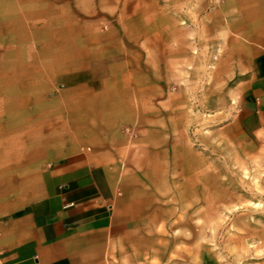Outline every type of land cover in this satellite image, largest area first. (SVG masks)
<instances>
[{
  "label": "rangeland",
  "instance_id": "1",
  "mask_svg": "<svg viewBox=\"0 0 264 264\" xmlns=\"http://www.w3.org/2000/svg\"><path fill=\"white\" fill-rule=\"evenodd\" d=\"M257 4L33 0V7L44 5L45 13L47 5L54 7L57 28L54 34H25V47L33 50L25 48L23 54L43 61L47 51L41 47L52 40L55 64L25 66L18 81L15 67H10L8 88L18 83L24 91L38 90L40 97L24 98L18 130L25 135L17 152L8 154L0 145V215L26 202L33 177L47 159L65 144L85 139L80 127L116 125L134 138L129 150L142 159L129 166L146 170L151 177L146 186L139 185L150 196H144L145 215L136 226L135 239L121 242L119 256L110 258L112 264H264V137L241 129L240 114L232 104L218 111L201 105L204 94L217 89L211 77L223 70L228 36L239 37L240 27L243 32L251 30ZM28 24L44 25L46 20L36 18ZM65 39L72 46L69 66L61 64ZM145 39L154 48L156 65L151 68L141 48ZM192 62L201 80L209 81H201L199 100L186 92L183 102L156 97L142 106L146 112L140 114L97 113L89 108L101 100L118 103L122 95L127 110H134L131 76L151 73L185 79ZM175 85L169 82V90ZM71 107L83 112L71 113ZM12 116L7 115L9 120ZM16 130L9 122L0 134ZM145 130L148 135L142 133ZM61 131L66 137L60 143L45 141L49 133Z\"/></svg>",
  "mask_w": 264,
  "mask_h": 264
},
{
  "label": "crops",
  "instance_id": "2",
  "mask_svg": "<svg viewBox=\"0 0 264 264\" xmlns=\"http://www.w3.org/2000/svg\"><path fill=\"white\" fill-rule=\"evenodd\" d=\"M256 1L259 4L251 30L243 32L240 27L239 37L228 36L223 70L211 77V84L217 89L205 93L201 105L206 111L233 105L240 114L241 129L259 132V137H264V0ZM47 8L49 11L45 13L44 5L33 7V0H0V65L4 66L0 70V130L8 129L9 122L11 128L17 129L0 134V145L10 151L8 154L17 152L23 144L25 133L18 128L22 127L24 98L40 97L38 90L24 91L18 83L9 89L8 74L13 73L10 67H15L18 81L25 66L55 64L56 45L52 40L41 47L47 51L43 61L23 54L25 48L33 50L25 47V34L56 33L58 16L53 6ZM36 18L45 19L46 24H28ZM62 30L66 32L65 27ZM141 48L146 65L155 66L154 48L147 39ZM62 49L61 64L69 66L72 64L69 40L65 39ZM196 69L192 62V70L185 79L183 75L151 73L131 76L134 85L130 98L134 101L130 104L134 110H127L122 95L118 103L107 105L101 100L100 105L89 108L97 113L140 114L146 112L142 106L156 97L166 98L165 102L175 97L183 102L186 92L187 97L199 100L202 80ZM169 82L176 83L172 90L168 88ZM69 111L79 113L83 109L71 107ZM8 114L15 116L9 120ZM79 130L85 139L65 144L63 150L47 159L33 177L26 202L13 212L0 215V264H112L110 258L119 256L121 242L135 239L136 226L145 215L144 196H150L140 186H146L151 176L146 170L129 166L130 162L142 160L129 150L134 138L116 125L96 124V128L85 126ZM142 133L148 135L146 130ZM64 137L63 131L49 133L45 141L60 143Z\"/></svg>",
  "mask_w": 264,
  "mask_h": 264
}]
</instances>
